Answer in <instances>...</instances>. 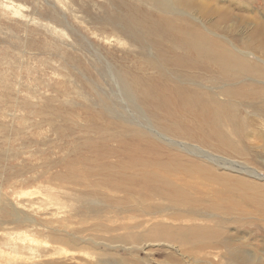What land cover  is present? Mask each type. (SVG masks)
Wrapping results in <instances>:
<instances>
[{
  "label": "rangeland",
  "instance_id": "374dc122",
  "mask_svg": "<svg viewBox=\"0 0 264 264\" xmlns=\"http://www.w3.org/2000/svg\"><path fill=\"white\" fill-rule=\"evenodd\" d=\"M196 1L210 7L214 5L218 12L232 13L233 18L218 23L217 31L207 30L211 33L208 36L218 37L234 54L241 51L245 59L256 62L264 69V48L256 50L238 42V39L253 42L251 32L257 27L264 30L262 2L242 0L248 5L247 9H242L235 0ZM118 2L150 9L140 0H0V203L7 197L12 205L40 223L14 229L13 235L20 234L26 239L24 243L32 238L47 251L44 257H36L38 252L32 247V252L25 250L21 255L29 263L44 259L55 264H86L104 259V254L126 257L123 248L130 250L136 247L140 264H264V221L247 227L231 224L233 220L225 219L221 223L226 225V231L239 235L235 238L238 242L245 241L246 251H253L254 255L246 256V260L244 257L241 258L243 260H236L223 254L219 248H207L205 253L203 249L197 251L194 248L189 252L187 243H152V240L142 239L141 243L133 245L132 242L110 240L107 237H116L120 230L108 232L105 230L108 225L80 222L79 216L72 212L73 208H79L78 199L81 197L103 210H109L108 205L144 200V187H141L143 190L138 187L145 184V175L146 184L155 183L156 177L169 181L173 179L166 164L176 162V159L167 148L155 149L158 161L164 166L149 167L140 172L127 170L126 175L132 177L133 184L127 185L130 187L128 195H113L99 182L97 175H92L96 172L94 167H84L88 164L82 158L101 160L102 165L104 161L116 160L117 157L125 159L127 153L123 154L119 145L126 139L130 140L133 134L139 135L133 131L135 125L120 114H128L129 111L123 106L126 99L117 88L118 79L115 78L119 64L135 60L134 55L138 51L120 39L116 32L105 29L107 25L95 22L96 19H105L104 15L108 17L112 12L120 11ZM191 12L193 17L208 24ZM241 18L247 24L237 21ZM212 20L215 21L214 18ZM207 26L209 30L214 28L209 24ZM163 43L169 45L167 41ZM238 82L244 88L264 86V78L253 73L245 74ZM219 98L224 97L219 95ZM245 110L250 112L248 108ZM259 119L264 135V117L259 116ZM154 126L152 124L142 130L146 133H152V130L165 133ZM252 130L237 134V137L231 135L242 146V154L211 148L218 157L232 161H219L216 172L247 180V185L229 184L235 191H243L241 195L251 200L250 207L255 214H263L264 200L256 198V192L264 195V180L257 179V174L264 177V151L261 148L256 150V147H262V143ZM157 135L162 140L166 139ZM202 148L212 153L210 148ZM186 155L190 162L206 163L194 160L188 153ZM251 170H255V175L249 172ZM203 187L192 184L188 189L204 206L208 197ZM107 216L103 213L93 221H97L98 225L105 224ZM63 218L71 219L70 227L64 228L68 232L61 228L54 232L57 236L72 235L76 240L75 247L55 244L44 237L53 230L43 223L49 220L48 224L52 222L51 225L56 227V220ZM37 231H41V236ZM4 235L5 230L1 229L0 236ZM20 241L15 238L17 244ZM131 254L128 252V255Z\"/></svg>",
  "mask_w": 264,
  "mask_h": 264
},
{
  "label": "bare ground",
  "instance_id": "6f19581e",
  "mask_svg": "<svg viewBox=\"0 0 264 264\" xmlns=\"http://www.w3.org/2000/svg\"><path fill=\"white\" fill-rule=\"evenodd\" d=\"M140 1L150 6L151 10L118 2L120 11L112 12L108 17L104 15L105 19L95 21L107 25L105 29L116 32L120 39L127 41L138 51L134 55L135 60L119 64V72L115 74V78L118 79L117 88L126 99L123 106L129 111L128 114H120L135 125L133 131L139 135L133 134L130 140L126 139L119 145L122 153H127L125 159L117 157L116 160L104 161L102 165L101 160L81 158L88 164L84 165L85 168L94 167L96 172L92 175H97L99 182L113 195L130 193V187L127 185L133 184L132 177L126 175L129 172L127 170L140 172L149 167L159 168L165 165L158 161L155 149L167 148L169 154L175 157L176 162L169 161L166 164L173 179L169 181L167 178L156 177L155 183L146 184L145 175V184L138 187L141 190V187H144V200H131L125 205H108L109 210H103L92 205L91 201H83L84 198L81 197L78 199L79 208H73L72 212L79 216L80 222L89 221L95 226L108 225L107 228L103 227L108 232L120 230L116 237L108 236L110 240L132 242L133 245L141 243L142 239L152 240V243H187L189 252L194 248L197 251L203 249L202 252L207 248H219L223 254L233 256L236 260H243V257L246 260V256L254 255L253 251H246L245 241L238 242L235 238L239 235L229 233L225 229L226 225L221 223L226 219L233 220L231 224L239 226L257 225L264 221V213L255 214L250 207L251 200L241 195L243 191H235L230 185H247V180L216 172L219 161H232L218 157L214 152L220 150L242 154V146L231 135L237 137V134L244 131L249 133V129H253L252 132L259 136L262 143V147H256V150L261 148L264 151L263 130H260L258 124L259 116L264 117V86L244 88L238 82L247 73L264 78V69L256 62L245 59L238 45L235 47L240 54H234L218 37L208 36L211 33L207 30L217 31L218 23L233 18L232 13L218 12L214 5L210 7L196 0ZM258 1L264 6V0H253ZM235 3L242 9L248 8L242 0H235ZM191 11L214 28L207 29L208 24L193 17ZM237 21L247 24L244 18ZM255 29L250 34L253 42L239 40L237 37L238 42L246 47L263 50L264 30L259 27ZM163 41H167L169 45H164ZM219 95L224 98L220 99ZM246 108L250 109V112L245 110ZM152 124L164 130L166 134L162 131L152 130V133H146L142 130ZM157 134L166 139H160ZM202 147L210 148L212 153ZM187 153L192 155L194 160L206 163L190 162ZM115 155L118 156L117 152ZM249 172L253 175L256 173L255 170ZM257 175V179L264 180V177ZM8 177L10 180V176ZM192 184L204 186L203 190L208 197L204 206L198 203L195 195L189 191L188 186ZM256 198L264 200V195L256 192ZM4 199L0 203V230H5L4 237L0 236V264H55L44 259L30 263L25 261L21 255L25 250L32 252L34 248L38 252L36 257H44L47 251L32 238H28L27 243H24L26 239L20 234L13 235L14 229L40 223L31 218L30 214H25L24 210L12 205L7 197ZM103 213L108 214L106 223L98 225L97 221L93 220L101 217ZM121 213L123 214L118 216ZM70 221L68 218L56 220V227L51 225L52 222L48 224L49 220L45 221V227L53 230L52 233L44 235L45 239L55 244L75 247L76 240L72 235L57 236L54 232L55 229L70 227ZM37 233L41 236V231ZM15 238L21 240L20 243L17 244ZM123 249L126 257L104 254V259L86 264H140L136 247ZM128 252L132 254L128 255Z\"/></svg>",
  "mask_w": 264,
  "mask_h": 264
}]
</instances>
